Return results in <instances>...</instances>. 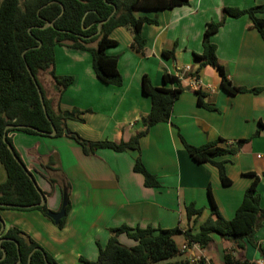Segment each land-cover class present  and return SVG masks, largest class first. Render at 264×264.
Here are the masks:
<instances>
[{
  "label": "crops",
  "instance_id": "0c3cea01",
  "mask_svg": "<svg viewBox=\"0 0 264 264\" xmlns=\"http://www.w3.org/2000/svg\"><path fill=\"white\" fill-rule=\"evenodd\" d=\"M263 3L264 0H188V5L172 10L137 12L136 16L145 14L155 18L157 24L142 26L143 54L132 49V36L127 29L117 28L110 34L117 45L106 53L118 55V71L122 77L119 87L98 81L88 52L56 46L54 73L61 77L71 76L73 82L60 96L48 74L39 76L40 85L53 112L59 109L70 113L77 109L83 113L79 116L82 121L69 118L66 126L89 141H128L142 132L141 120L151 109L149 97L142 93V77L147 76L155 87L176 88V84H164L162 76L182 73L183 92L172 106L169 122L152 126L140 138L138 152L116 153L101 149L93 155H85L80 146L66 136L10 134L14 148L37 186L48 194L46 205L50 211L58 212L61 208V187L56 185L52 189L45 176L38 175L44 174L40 163L47 165L51 156L60 184H69L70 209L64 229L78 228L80 238L85 237L90 252L86 260L95 261L97 244L104 246L110 236L109 229L122 225L163 230L178 228L182 233L190 229L192 234L197 233L200 225L210 217L208 190L221 216L231 219L253 180L246 174L260 177L264 172V41L251 19L247 16L226 18L210 40L216 47L217 64L231 83L248 90L261 88L258 93H226L220 87L217 70L201 66L193 57L202 53L201 40L206 24L220 22L223 8L243 10ZM257 17L264 19V12ZM172 49V58L162 56L163 51ZM184 67L197 74L198 85H192ZM196 92L202 95L203 104L210 109L197 104ZM180 138L194 147L217 139H221L219 147L237 140L248 141L235 155L216 159L226 161L224 169L230 184L222 185L217 169L209 163L193 162ZM137 157L156 177L159 187H145L142 175L133 172ZM257 192L261 197L260 205L264 207L262 179L257 184ZM191 203L202 213L189 221L185 208ZM3 211L0 210V217L4 228L16 227L32 238L34 232H52L53 225L38 210L5 209V212H15L12 218L10 213L7 215L10 219L5 218ZM21 217L27 219L22 227L17 220ZM211 239L201 250L197 245L187 246L183 234L174 237L179 249L186 247L180 252L186 254L187 260L202 257L212 264H222L220 251L230 250L232 243L217 234H212ZM118 241L128 247L136 244L124 234L118 236ZM254 242L264 245V222L255 232ZM234 256L264 264L257 248L249 244L235 251Z\"/></svg>",
  "mask_w": 264,
  "mask_h": 264
},
{
  "label": "trees",
  "instance_id": "16d2710c",
  "mask_svg": "<svg viewBox=\"0 0 264 264\" xmlns=\"http://www.w3.org/2000/svg\"><path fill=\"white\" fill-rule=\"evenodd\" d=\"M188 5V0H0V165L5 173V180L0 183V210H38L45 218L53 222L48 213L46 196L39 187L33 184L28 174L32 173L25 166L13 146L10 134L22 132L29 135L49 136L51 125L55 128L54 137L66 136L74 140L85 155H93L101 149L121 153L126 150L139 151V140L148 130L158 124L169 122L171 110L176 99L183 92L180 79L177 76L163 74L164 84H176V88L155 87L147 76L141 80L142 93L149 97L151 109L141 122L143 131L132 136L128 141L112 142L89 141L79 134L70 131L66 120L79 118L82 112L77 109L70 113L53 112L39 82L41 74H48L60 96L72 84L71 76H56L54 73V50L56 46L86 51L91 57L92 70L101 83L119 87L122 77L118 71V55H108L106 51L117 45L110 38V34L117 28L127 29L132 36L131 47L137 53L143 54L145 41L141 37L144 24H157L155 18L145 14L136 16L137 12H158L172 10L176 7ZM264 12V3L249 9L225 7L220 22H209L203 31L201 46L202 53L194 55V60L201 66H211L217 70L220 77V87L228 94L235 95L243 92L258 93L261 88L245 89L234 86L225 75L222 67L218 66L216 47L210 38L223 25L226 18L247 16L251 19L254 29L264 41V19L257 14ZM51 24L42 28L46 24ZM162 56L172 58L174 50L163 51ZM27 68L30 71L31 78ZM197 75V74H196ZM198 78V77H197ZM42 95L41 103L37 87ZM198 95L197 104L210 109L203 104L202 95ZM6 126H11L5 130ZM4 130L6 143L9 144L25 170L17 163L3 142ZM257 135V132H256ZM186 153L197 164L209 163L217 171L222 185L230 184L226 176L224 164L226 161H216L217 158L235 155L239 147L248 139L237 140L226 147H219L221 139L206 143L199 147L186 144L180 138ZM48 164L41 165L45 178L50 187L58 185V169L54 168V161L48 157ZM49 173V175L47 174ZM133 172L142 175L143 184L148 188H157L159 183L154 175L144 167L141 159L136 158ZM55 173V177L51 176ZM251 184L243 194L242 201L231 219H225L219 213L209 192L210 217L199 227V231L192 234L190 229L183 233L174 228L163 230L160 228H130L122 225L109 229L110 236L104 246L97 244L98 256L95 261L80 258L82 264H212L199 258L189 261H169L180 254V249L174 237L183 234L187 246L197 245L205 249L212 241L211 235L217 234L222 240L232 243L230 250H222V264H256L248 260H239L234 252L243 250L246 244L257 248L259 256L264 259V245L254 242V234L264 222V207L260 205L261 197L257 192V184L261 176L252 173ZM35 180V179H34ZM62 200L65 199V215L56 224L62 228L68 211L69 184H61ZM41 196L44 204L39 206ZM8 206V207H5ZM186 217L190 221L201 215L202 210L196 209L194 204L185 208ZM215 217L214 219L212 217ZM2 218L0 217V228ZM124 234L136 244L126 247L118 241V236ZM0 264H57L39 245L25 232L16 228H4L0 234ZM33 251L28 263V256ZM4 253V257L2 255ZM2 258V259H1ZM19 261V262H18Z\"/></svg>",
  "mask_w": 264,
  "mask_h": 264
},
{
  "label": "rangeland",
  "instance_id": "374dc122",
  "mask_svg": "<svg viewBox=\"0 0 264 264\" xmlns=\"http://www.w3.org/2000/svg\"><path fill=\"white\" fill-rule=\"evenodd\" d=\"M44 174H38L39 176L43 177ZM49 175V173L47 172ZM57 174L58 181L60 180V177ZM52 177H55V173H51ZM5 180V173L0 165V183ZM48 182V181H47ZM61 182L59 181L57 186L61 187ZM5 214L6 219H10L7 215H9L10 212H5V210L2 212ZM15 212H11L10 216H12ZM19 223L21 224V227L26 224V218H19L17 219ZM50 221V220H49ZM51 222V221H50ZM66 223V222H65ZM65 223L62 228L57 227L53 222H51V225H53V228H51L52 232L49 233V231H44L41 234H38L34 232L33 240L39 245L40 248H42L49 256H51L57 264H82L80 261V258L88 259L90 256L89 248L86 247L84 242V236L80 238V233L78 228L68 229L65 228ZM21 230V229H20ZM24 232V231H23ZM81 232H84L83 230ZM74 234V235H72ZM87 238V237H86ZM90 239V237H88ZM78 240H82L81 242L77 243ZM123 245V244H122ZM125 246V244H124ZM128 247V245L126 246ZM221 253V260H222V250ZM187 258L186 254L181 253L178 254L176 257L170 259L169 261H177V260H185Z\"/></svg>",
  "mask_w": 264,
  "mask_h": 264
},
{
  "label": "water",
  "instance_id": "95a60500",
  "mask_svg": "<svg viewBox=\"0 0 264 264\" xmlns=\"http://www.w3.org/2000/svg\"><path fill=\"white\" fill-rule=\"evenodd\" d=\"M47 26H51V24H46V25H44L42 28H45V27H47ZM27 71L29 72V74H30V71H29V69L27 68ZM30 76H31V78L33 79V77H32V75L30 74ZM33 81H34V79H33ZM34 83H35V81H34ZM37 87V86H36ZM37 90H38V93H39V97H40V100H41V103H42V105H43V109H44V112H45V107H44V104H43V99H42V95H41V93H40V90L38 89V87H37ZM46 113V112H45ZM11 126H6L5 127V130L6 129H8V128H10ZM5 130H4V134H3V137H2V139H3V142L4 143H6V133H5ZM56 134V130H55V128L51 125V132L49 133V135L50 136H53V135H55ZM6 146H7V148H8V150L10 151V153L12 154V156H13V158L17 161V163L19 164V165H21V167L25 170V168H24V166H22V164L20 163V161L16 158V156H15V154H14V151H13V149H12V147L9 145V144H7L6 143ZM28 176H29V178L31 179V181L33 182V184L36 186V182H35V180L31 177V175H29L28 174ZM44 202H45V200H44V197L43 196H41V202H40V204H39V206H41V205H43L44 204ZM65 199L63 198V200H62V205H61V208H60V210L58 211V212H49L48 213V217L53 221V223L56 225V224H58V222H59V220L61 219V218H63L64 217V215H65V212H64V207H65ZM5 207H8V206H5ZM3 230H4V223L1 221V228H0V234L3 232ZM0 244H1V241H0ZM33 253V251L29 254V256H28V263H29V261H30V257H31V254ZM4 257V253H3V255H2V258ZM1 258V259H2ZM19 262V261H18Z\"/></svg>",
  "mask_w": 264,
  "mask_h": 264
},
{
  "label": "built area",
  "instance_id": "2783aa9c",
  "mask_svg": "<svg viewBox=\"0 0 264 264\" xmlns=\"http://www.w3.org/2000/svg\"><path fill=\"white\" fill-rule=\"evenodd\" d=\"M183 69H184V72H187L188 71V73L190 74L189 79H190V82L192 83V85H194V86L195 85H198L199 82H198V78H197L196 74L190 72V70L187 67H184ZM176 76L179 79H181L182 73L177 74ZM185 248H186L185 246L181 247L180 251H183Z\"/></svg>",
  "mask_w": 264,
  "mask_h": 264
}]
</instances>
